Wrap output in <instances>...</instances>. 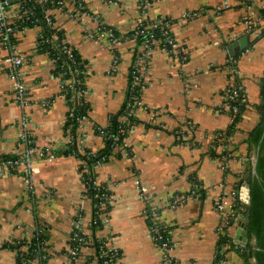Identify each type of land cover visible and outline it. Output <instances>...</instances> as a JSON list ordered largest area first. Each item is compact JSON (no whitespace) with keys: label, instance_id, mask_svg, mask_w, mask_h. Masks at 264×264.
<instances>
[{"label":"crops","instance_id":"crops-1","mask_svg":"<svg viewBox=\"0 0 264 264\" xmlns=\"http://www.w3.org/2000/svg\"><path fill=\"white\" fill-rule=\"evenodd\" d=\"M62 1L49 14L53 26L87 64L90 109L70 136V129H64L68 106L60 93V78L54 75L48 54L37 50L38 26L14 33V49L23 57L22 80L30 97L28 106L18 107L7 73L9 50L0 39V156L21 150L17 135L22 112L35 145L54 153L50 159L34 158L30 184L20 167H0V264H16V250L2 245L30 240L36 228L45 229L46 264H99L91 241L75 259L67 256L76 220L92 235L88 229L92 202L85 195L79 160L65 151L72 140L98 154L103 149V138L95 129L107 126L124 103L129 69L140 50L127 35L139 22L159 16L172 19L170 31L182 52L154 48L143 73L135 110L138 122L124 140L126 154L116 148L94 168L97 181L111 192V209L101 215L107 221L95 235L121 251L119 264H162L147 219L150 206L157 213L152 220L171 227L170 255L181 264H245L235 250L227 251L219 263L215 257L223 235L239 244L235 236L244 214L238 186L242 177L252 173L255 157L245 138L264 119V36L246 22V18L260 19L264 0H153L147 8L138 0H82L83 8L74 0ZM18 7L13 0L8 6L14 14ZM185 13L195 15L186 18ZM101 25L119 32L115 42L99 35ZM240 80L248 105L225 142L228 157L222 162L221 150L211 153V143L213 134L225 131L231 120L218 109L224 88ZM189 122L194 126L186 130ZM180 128L185 143L177 142ZM143 194L148 200L142 199ZM218 199L224 201L222 212L214 207ZM228 212L232 219L219 233ZM254 262L252 258L248 264Z\"/></svg>","mask_w":264,"mask_h":264},{"label":"trees","instance_id":"trees-1","mask_svg":"<svg viewBox=\"0 0 264 264\" xmlns=\"http://www.w3.org/2000/svg\"><path fill=\"white\" fill-rule=\"evenodd\" d=\"M19 3L21 10L29 9L33 13L30 14L29 19H34V23L41 28L38 37L37 50L41 53L48 54L49 58L53 61V73L58 76L61 81L60 93L64 95L65 102L68 106L66 113V121L64 124V129H70V136L76 134V129L79 120L87 117L88 111L90 109V104L87 102L85 96H81L78 99L70 101V97L74 94L76 89H81L86 87L85 78L87 76V64L81 58L80 54L72 45L64 40L63 33L61 30L56 29L53 26V17L51 16L52 23L48 24L44 17L46 10L61 7L62 5L58 3L59 0H45L40 3L37 0L27 1V0H13ZM79 1V3H78ZM151 3L153 0H148ZM75 5H83L82 0H74ZM142 0H138V3ZM83 8V6H82ZM143 9V8H140ZM144 11V9L142 10ZM262 16L264 18V9L261 10ZM168 21V24L166 22ZM172 19L167 16H159L152 21L139 22L137 26L129 32L127 36L131 37L136 41L137 46H141L145 42H148L150 46L154 47L156 45L160 47L170 48L167 43V37H173L170 31V23ZM16 28L20 29L21 26H27V28L34 27V25L24 17L17 19ZM101 30L110 29L115 37L119 36V32L107 25H101ZM143 31L142 33L140 31ZM154 38L156 40V45L151 44V40ZM15 41V39H14ZM70 54L68 53V51ZM141 52H136L134 54V62L129 69V79L128 87L125 93V100L122 104L120 110L116 114H112L109 117V123L107 126L103 127V133L98 129H95L96 134L103 135L104 147L99 152H103V158H108L113 154L114 149L117 146H124L127 135L132 127L138 122L135 116L136 106H133L135 97L140 100L141 86H144L143 79L138 83L133 85V78L136 70V61ZM72 83L75 87L74 91L68 87V84ZM134 109V110H133ZM246 108L238 106V112L233 119V122L225 130V136L231 135L235 129L237 123L240 121L241 115ZM131 110H133L132 113ZM217 132H221L220 130ZM105 134V135H104ZM116 137V139H115ZM245 141L248 145L249 150L254 152L256 155L255 170L256 174H250L248 178H243L246 180L249 186V204L246 205L239 202L240 206L243 208V214L248 213V223H247V242L245 246L235 244L231 241L228 236H222L219 238L218 251L215 257V263H219L220 260H224L225 253L229 250H235L240 254L245 264L249 263V259L254 258L257 264H264V119L251 131L248 132ZM179 143H185L186 140H177ZM92 149L87 146L80 147L75 141L72 140L67 145L66 154L71 153L79 160L78 171L80 173L81 179L85 184V195L92 202V222L88 224V229L92 231V235L88 236L87 233L76 232L84 238L82 245H88L89 241L95 249L96 259L99 264H114L121 258V251L119 249L110 250L107 242L104 238L97 237L95 231L102 229L104 226V218L101 216L106 214L111 209V192L105 183H100L97 181V176L95 173V166L98 160L95 157L98 155H91L90 151ZM127 150V149H126ZM213 151V150H212ZM120 154L121 151L119 150ZM214 154V152H211ZM11 155H3L0 158H8ZM147 219L149 220V227L151 229L157 228L159 231L160 239H157V243L168 242L171 238V227L165 226L164 223H157L152 220V209L150 206L146 209ZM42 233L38 236V239L46 240L45 229L42 228ZM72 234V233H71ZM153 234V232H152ZM154 235V234H153ZM71 240L69 241V243ZM36 239L31 238L30 240H12L7 241L2 245V248H12L16 250V264H23L20 258L28 259L31 261L33 256L30 254L32 249L35 247ZM171 242L169 246H171ZM224 246L223 253L220 254V249ZM45 249V247H44ZM42 252L47 256L46 251L42 249ZM22 253V254H21ZM26 264V263H25Z\"/></svg>","mask_w":264,"mask_h":264},{"label":"built area","instance_id":"built-area-1","mask_svg":"<svg viewBox=\"0 0 264 264\" xmlns=\"http://www.w3.org/2000/svg\"><path fill=\"white\" fill-rule=\"evenodd\" d=\"M27 1H31V0H27ZM35 1V0H32ZM45 0H38V2L42 3ZM59 4H63L62 0L58 1ZM143 8H147L150 6L151 2L148 0H142V2L139 3ZM9 3L8 0H0V39L1 42L3 44V46L9 50V57L7 59V73L9 75V78L12 82V91L14 94V101L17 104L18 107L20 108H25L26 106L29 105L30 103V97L28 95V92L26 90V85L22 80V73H21V65L23 63V57L18 54L15 49H14V33L17 30H24L27 28V26H21L20 29L16 28V24H17V19H19L20 17H24L26 20H28V22L32 23L34 25V27H37L36 23H34V19H29L30 14H32L33 12L29 9H22L19 5L18 7V11L16 14H14L9 8ZM82 7V5L80 6V8ZM264 9V1L261 4L260 10H259V14H260V19L255 20V19H247V24L248 27L250 29L251 26H254V31H257L260 36H264V18L262 16L261 10ZM195 14H189V13H185L184 17H189ZM44 17L46 19V22L48 24L52 23V19L51 16L49 14V10H46V13L44 14ZM166 24H168V21L166 22ZM39 27V26H38ZM141 33L143 32L142 30L140 31ZM99 35H101L102 37H106L108 36L110 38V40L112 42H115L117 39L114 36V34L111 32L110 29L106 30H100L99 31ZM156 40H154V38L151 40V44H155L156 45ZM167 43L170 45V48H167L165 46L160 47L158 45L155 46V48L158 46L159 48H161L164 52L169 53V52H176L177 54H181L182 51L178 50L181 48V46L179 44L176 43V41L174 40L173 37L168 36L167 37ZM154 50V47L150 46V44L148 42H145L144 44H142L140 46V50L139 52H141V54L139 55L137 61H136V70H135V74H134V78H133V85L134 84H138L142 78H143V73L145 68L148 65V62L150 61L151 58V54ZM182 50V49H181ZM68 53L70 54L69 50H67ZM181 61H183L185 59L184 56L181 57ZM180 59V58H179ZM235 62V61H233ZM68 87L74 91L75 87L73 86L72 83L68 84ZM89 94V90L88 87H83L81 89H76L74 91V94L71 95V97L69 98L70 101H73L75 99L80 98L81 96H85L87 98ZM223 95V101H222V106L218 109V112L220 113H227L230 117L231 122H233V119L235 118V115L238 112V106H244L245 108L248 105V100H247V94L244 88V85L242 83V81H238V82H231L228 83V85L224 88V91L222 93ZM64 97V95H62ZM46 103H44L45 105ZM137 107L140 105V100L138 99V97H135V101L133 103V106ZM134 110V109H133ZM133 110H131L130 113L133 112ZM136 110V109H135ZM20 131L17 135V141L18 143L22 146L21 150L16 153L13 154L11 156H9L8 158H0V167L5 168V169H12V168H21V172L22 175L24 177V180L27 184H30L33 181V172H34V158L35 157H41V158H52L54 156V153L51 151L52 148H45V149H41L39 147H37L35 145L34 142V138L30 133L29 130V120L26 118V116L24 115V113L22 112L21 116H20ZM193 124L191 122L188 123V126H186V130L191 129V127L193 128ZM97 129L103 133V127H97ZM131 131V130H130ZM129 131V132H130ZM105 135V134H104ZM103 136V135H102ZM230 137L229 136H225V131H221V132H215L213 134V139H212V143H211V149L215 152H217L218 149L221 150L220 153V160L223 162L226 160V158L228 157V155L226 154L225 151V142L228 141ZM116 139V137H115ZM176 139L177 140H185V131L180 128L176 131ZM80 147H82L79 144ZM117 148L120 149L121 152H123L124 154H126V151L124 150V146H117ZM124 148V149H123ZM91 155H95V152L93 150L90 151ZM222 168H225V163H222ZM242 177L239 183V191L238 194L240 193V190L242 188H244L247 184L246 180H244ZM142 199L143 200H148V195L147 194H143L142 195ZM239 202H242L239 199ZM243 203V202H242ZM214 207L217 211H223L224 209V201L222 199H218L215 204ZM152 216L153 218H157V213L156 211H152ZM233 213L232 212H228L227 214L224 213L223 217H222V222L220 223V225L218 226V232L219 233H224L225 232V228L227 226L228 223H230L231 219H232ZM104 222L107 221V218L104 217ZM90 222H92V219L90 220ZM80 231L81 233H85L84 229H83V225L81 220H76L72 229V234L70 236V240L71 242L68 245V249H67V256L70 259H75L81 248L84 246L82 245L84 242V238L82 236H80L77 232ZM153 232V234H152ZM42 233V229L41 228H36V230H34L32 232L31 238H35L36 239V243H35V247L32 249V251L30 252V254L33 256V259L31 261H29L28 259H24V258H20V261L23 264H46L45 263V259H46V255L44 252H42L45 250V240H40L38 239V236ZM151 236L153 241L156 243V245L158 246L161 254H162V264H181L180 261L178 259H176L175 257L170 255V250H171V246H169L171 240H169V244L168 242H162V243H157V239H160V235H159V231L157 228H153L151 229ZM110 250H114L116 251L117 248H114L112 246H109ZM22 254V253H21ZM114 264H118V261Z\"/></svg>","mask_w":264,"mask_h":264},{"label":"water","instance_id":"water-1","mask_svg":"<svg viewBox=\"0 0 264 264\" xmlns=\"http://www.w3.org/2000/svg\"><path fill=\"white\" fill-rule=\"evenodd\" d=\"M8 3H11V0H8ZM244 41H246V37L243 39ZM103 156V152H100L96 157L95 160H100V158ZM256 155L254 157L253 160V170H252V174H256V170H255V164H256ZM249 174L246 175V178H248ZM239 199L246 205L249 204V186L248 184H246V186L244 188H242L240 190L239 193ZM248 213L249 211L246 210V213L244 214L243 217V221H240L239 223V228L237 229V235L236 240L237 243L241 244L242 246H245L246 242H247V223H248Z\"/></svg>","mask_w":264,"mask_h":264},{"label":"flooded vegetation","instance_id":"flooded-vegetation-1","mask_svg":"<svg viewBox=\"0 0 264 264\" xmlns=\"http://www.w3.org/2000/svg\"><path fill=\"white\" fill-rule=\"evenodd\" d=\"M263 112V108H261V110H260V113H262ZM263 120V119H262ZM231 135H229V137H230Z\"/></svg>","mask_w":264,"mask_h":264},{"label":"rangeland","instance_id":"rangeland-1","mask_svg":"<svg viewBox=\"0 0 264 264\" xmlns=\"http://www.w3.org/2000/svg\"><path fill=\"white\" fill-rule=\"evenodd\" d=\"M249 173H250V171H249ZM249 173H248V174H249ZM250 174H251V173H250ZM250 174H249V175H250ZM251 259H252V258H251ZM254 264H257V263H256V262H254Z\"/></svg>","mask_w":264,"mask_h":264}]
</instances>
